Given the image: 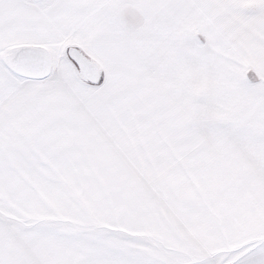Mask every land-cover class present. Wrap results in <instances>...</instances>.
I'll return each instance as SVG.
<instances>
[{"label":"snow or ice","instance_id":"6c2138e0","mask_svg":"<svg viewBox=\"0 0 264 264\" xmlns=\"http://www.w3.org/2000/svg\"><path fill=\"white\" fill-rule=\"evenodd\" d=\"M0 264H264V0H0Z\"/></svg>","mask_w":264,"mask_h":264}]
</instances>
